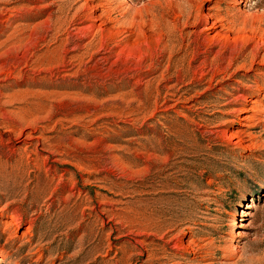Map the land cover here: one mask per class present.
Listing matches in <instances>:
<instances>
[{
    "label": "rangeland",
    "instance_id": "rangeland-1",
    "mask_svg": "<svg viewBox=\"0 0 264 264\" xmlns=\"http://www.w3.org/2000/svg\"><path fill=\"white\" fill-rule=\"evenodd\" d=\"M235 263L264 264V0H0V264Z\"/></svg>",
    "mask_w": 264,
    "mask_h": 264
},
{
    "label": "bare ground",
    "instance_id": "bare-ground-1",
    "mask_svg": "<svg viewBox=\"0 0 264 264\" xmlns=\"http://www.w3.org/2000/svg\"><path fill=\"white\" fill-rule=\"evenodd\" d=\"M185 11H187V10H185ZM185 11L183 12V14H185ZM182 12V11H181ZM188 12H186V14H187ZM182 14V15H183ZM187 15H189V14H187ZM175 27V26H174ZM170 29V28H172L171 26H168L167 25V29ZM168 29V30H169ZM169 32H170V30H169ZM171 37H173V36H171ZM173 49V48H172ZM246 208L247 209H253V206L252 205H247L246 206ZM241 213H242V217H244V218H246L245 220H241V225H239V229H248L249 228V224H250V217H251V213H249V212H245V211H241ZM234 224H236V222L234 221ZM237 236L238 237H243L244 236V234H243V232H239L238 234H237ZM223 251H225V252H227V253H229L230 254V257H232V258H235L236 256H237V252H238V250H235V249H233V247L232 246H228V247H226L225 249H223ZM235 264H237V263H235Z\"/></svg>",
    "mask_w": 264,
    "mask_h": 264
}]
</instances>
